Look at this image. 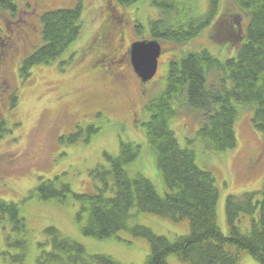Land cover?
Returning <instances> with one entry per match:
<instances>
[{
	"label": "rangeland",
	"instance_id": "obj_1",
	"mask_svg": "<svg viewBox=\"0 0 264 264\" xmlns=\"http://www.w3.org/2000/svg\"><path fill=\"white\" fill-rule=\"evenodd\" d=\"M14 2L18 6L15 14L0 11V65L4 62L0 66V126L3 129L0 136V200L23 202L26 228L20 233L9 219L0 220V264H17L13 261V256L20 250L15 245L14 239L17 238L28 242L23 264H36L40 253L38 246L46 239L44 230L48 226L56 227L64 237L84 245L90 255H110L122 264H144L151 249L147 239L135 237L127 231L119 233L120 239L98 240L86 236L76 221L77 202L42 201L36 197L29 199V195L38 186L40 178L48 180L64 173L74 192H96L99 183L93 177V169L107 165L108 155L116 157L121 141L141 146L140 158L128 166L130 173L147 176L164 193L166 186L158 174L141 124L147 119L145 106L163 94L169 62L174 55L207 51L221 62L234 57L248 23L239 14L243 10L236 7L232 0H224L214 21L197 38L186 43L161 42L163 55L158 73L153 80L143 84L132 65L123 61L117 65L123 66L124 81L118 82L99 70L91 72L89 65L95 53L93 48L82 56L78 64H70L67 58L91 41L93 34L100 45L97 31L108 8H117L113 17L120 25L124 18L119 15L127 19L128 44L150 39L149 22L158 19L160 13L150 0H139L129 7L120 5L117 0ZM35 3H39V7L33 11ZM196 3L199 14L206 15L209 0H196ZM79 4L82 5L84 27L78 41L56 60L35 65L30 76L24 77L21 71L23 59L44 44L42 15L50 10L74 8ZM26 10L36 11V14L29 16ZM221 15L225 21L215 32V21ZM22 19L29 23L28 27L25 24L21 26L26 30L28 39L16 40L21 48L15 54L6 38H13L19 33L14 25ZM232 23L238 29L234 36L226 34ZM218 77L216 71H211L209 84ZM251 117V114L240 116L235 127L237 146L226 152L208 149L197 138L196 132L202 121L200 115L181 108L171 122L181 146L195 150L200 164L211 169L216 176L220 189L218 225L224 235L228 234L227 196L261 190L264 185V137L253 127ZM95 129L98 130L93 132ZM76 136V140L71 142V137ZM255 157L258 160L251 167L248 159ZM134 224L145 225L172 241L190 232L187 222L176 223L150 213L139 214L132 220ZM8 238L12 239L9 245ZM167 260L169 264H183L175 255H170ZM238 264L258 262L247 252H242Z\"/></svg>",
	"mask_w": 264,
	"mask_h": 264
},
{
	"label": "trees",
	"instance_id": "obj_2",
	"mask_svg": "<svg viewBox=\"0 0 264 264\" xmlns=\"http://www.w3.org/2000/svg\"><path fill=\"white\" fill-rule=\"evenodd\" d=\"M117 1L126 7L139 2ZM222 1L209 0L207 14L201 15L196 0H150L160 12L158 19L149 22L150 38L160 43L194 40L214 21ZM232 1L242 8L239 14L248 22L237 54L225 62L207 51L174 55L169 62L163 94L145 106L147 119L141 124L158 174L166 186L164 193L147 176L130 173L128 166L140 158L141 146L121 141L119 154L108 155L107 165L93 169V177L99 183L96 192H74L64 173L48 180L40 178L29 199L77 202L76 221L86 236L98 240L120 239L119 233L127 231L147 239L151 249L144 264H169L170 255L183 264H238L242 252L264 264V185L261 190L227 196L228 234L224 235L218 225L220 189L216 176L200 164L195 150L181 146L171 128L181 108L190 110L202 120L197 138L208 149L226 152L237 146L238 119L251 114L253 127L264 137V0ZM17 9L14 0H0V11L15 14ZM222 21H225L222 15L216 19L215 32ZM83 24L81 4L45 12L42 15L44 44L23 59L24 77L30 76L35 65L48 64L62 56L81 37ZM232 25L226 29L230 36L238 31ZM211 71L220 77L209 84ZM76 138L71 137L70 141ZM22 203L0 200V220L9 219L20 233L26 228ZM141 213L176 223L187 222L190 232L169 240L145 225H132V220ZM44 233L46 239L39 243L36 264H122L110 255L88 254L84 245L64 237L54 226L46 227ZM14 240L20 250L13 261L23 264L28 242L24 238ZM11 241L8 238V245Z\"/></svg>",
	"mask_w": 264,
	"mask_h": 264
},
{
	"label": "flooded vegetation",
	"instance_id": "obj_3",
	"mask_svg": "<svg viewBox=\"0 0 264 264\" xmlns=\"http://www.w3.org/2000/svg\"><path fill=\"white\" fill-rule=\"evenodd\" d=\"M34 5L35 8H33V11L37 10V7H39V3H35ZM116 10L117 8H108L106 10L103 24L98 27L97 33L101 38L100 45L98 41L94 39L93 34L92 40L86 42V44L82 46V48H80L78 51L73 52V56L72 53H70L67 60L70 64H72L73 62H77L78 64L81 61L82 56L87 54L90 48H93L95 53L89 65L90 71L92 70L91 72L97 73L99 70L102 72V74H107L108 76H111L112 79L121 82L126 79L125 71L123 70V66L117 65V63L123 61V63L127 62L129 65L131 64L130 47L132 43H127L126 33L129 29L127 19L124 16L119 15L124 18L122 25L114 20L113 14L116 12ZM26 12L29 14V16H33L34 14H36V11L30 12V10H26ZM20 23L14 25L17 30L19 29V33L13 36V38H6L7 42L12 45V51H14L15 54L18 53L19 49L21 48L16 40L24 39L26 41L28 39V35L25 32L26 30L21 27L24 24L28 27V20L22 19ZM232 24H230V26ZM3 63L4 62H2L0 66H2ZM257 160V157L250 158L248 159V162L250 166L253 167L256 164Z\"/></svg>",
	"mask_w": 264,
	"mask_h": 264
},
{
	"label": "water",
	"instance_id": "obj_4",
	"mask_svg": "<svg viewBox=\"0 0 264 264\" xmlns=\"http://www.w3.org/2000/svg\"><path fill=\"white\" fill-rule=\"evenodd\" d=\"M163 48L157 39H144L131 45L130 59L132 67L143 84L151 81L159 69V59Z\"/></svg>",
	"mask_w": 264,
	"mask_h": 264
}]
</instances>
